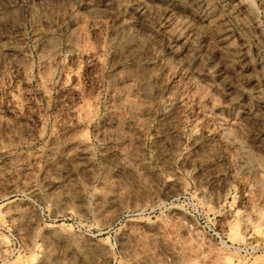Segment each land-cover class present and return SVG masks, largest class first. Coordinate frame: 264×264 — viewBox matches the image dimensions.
I'll return each instance as SVG.
<instances>
[{
  "label": "rangeland",
  "instance_id": "1",
  "mask_svg": "<svg viewBox=\"0 0 264 264\" xmlns=\"http://www.w3.org/2000/svg\"><path fill=\"white\" fill-rule=\"evenodd\" d=\"M0 264H264V0H0Z\"/></svg>",
  "mask_w": 264,
  "mask_h": 264
}]
</instances>
